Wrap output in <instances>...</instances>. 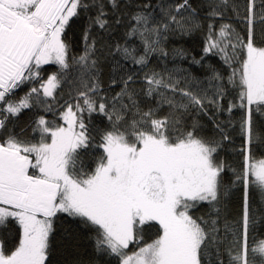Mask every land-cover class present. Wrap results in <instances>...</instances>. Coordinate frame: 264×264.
Returning <instances> with one entry per match:
<instances>
[{"label":"snow or ice","instance_id":"1","mask_svg":"<svg viewBox=\"0 0 264 264\" xmlns=\"http://www.w3.org/2000/svg\"><path fill=\"white\" fill-rule=\"evenodd\" d=\"M0 264H264V0H0Z\"/></svg>","mask_w":264,"mask_h":264},{"label":"trees","instance_id":"2","mask_svg":"<svg viewBox=\"0 0 264 264\" xmlns=\"http://www.w3.org/2000/svg\"><path fill=\"white\" fill-rule=\"evenodd\" d=\"M194 3L197 2V0H193ZM69 36L72 37L73 39H76L79 36V32L78 30L74 29L73 32L69 33ZM201 43H202V38L197 35V36H193V37H185V38H173L172 40H170L167 44V48L168 50H171L172 48H179V47H183L184 49L188 50V52L191 55H196L198 57L199 53H200V47H201ZM77 44L78 47L75 49L77 52L80 50L79 46V41L77 40ZM180 64L179 60H173L172 57H169L166 60H157L156 58H153L151 63L149 64V68H155L156 71H162L163 68L166 66L169 69H172L175 65ZM183 67H188V62L185 61L182 64ZM55 67L54 66H50L49 67V73L51 71H54ZM107 68H105V76H104V81L105 84L104 86L107 87L108 85V79H107ZM193 71L202 77V72H200L196 66H193ZM68 86H65V93L68 92ZM119 89L117 88L116 91H118ZM24 92L23 90H21L19 92V95H23ZM226 103V101H225ZM227 115V113H224L223 115H221L220 119H224L225 116ZM27 118V110H26V114L24 116H22V119H26ZM48 118L51 119V114H48ZM235 120L239 119V113H236L234 116ZM202 123L204 124V134L211 136L213 134V125L212 123L208 120L207 117H204L202 119ZM235 142L236 145L239 146L242 143L241 138L239 137V135L235 136ZM222 156L224 159H226L228 161L229 164H235L238 162V157H235L234 154H232L231 150H229L226 153H222ZM241 202H242V193H237L234 200H233V204L231 206V210L233 212V214H237L239 213V211L241 210ZM82 248L80 249V251L82 252H91V246L89 245L87 240L82 241Z\"/></svg>","mask_w":264,"mask_h":264}]
</instances>
